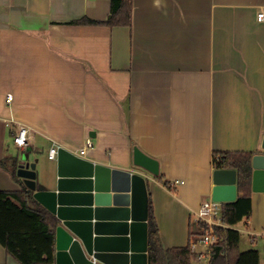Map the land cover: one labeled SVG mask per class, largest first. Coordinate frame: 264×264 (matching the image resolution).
<instances>
[{
	"label": "crops",
	"instance_id": "0c3cea01",
	"mask_svg": "<svg viewBox=\"0 0 264 264\" xmlns=\"http://www.w3.org/2000/svg\"><path fill=\"white\" fill-rule=\"evenodd\" d=\"M132 1L131 25L110 26L70 21L109 20L111 0H0V160L18 162L9 140L28 126V145L17 147L38 160V188L53 190L54 143L77 153L91 140L85 158L123 169L137 144L160 160L159 176L135 170L147 178L163 245L183 247L212 199L214 154L261 150L264 0ZM13 168L0 165V190L24 183ZM94 189L69 187L84 192L69 206L81 219L122 222ZM251 200L244 233L264 264V192L252 190ZM0 264L21 263L0 244Z\"/></svg>",
	"mask_w": 264,
	"mask_h": 264
},
{
	"label": "water",
	"instance_id": "95a60500",
	"mask_svg": "<svg viewBox=\"0 0 264 264\" xmlns=\"http://www.w3.org/2000/svg\"><path fill=\"white\" fill-rule=\"evenodd\" d=\"M37 161H31L29 153L24 152L18 159L17 175L35 191V198L57 217L56 264H149V188L146 176L135 169L159 176L158 158L135 144L133 169H123L89 160L60 146L56 160L57 183L53 190L38 188ZM252 168V190L264 192V137L261 150L252 157ZM237 181L236 169L215 168L212 199L235 201ZM77 185L94 187L96 202L108 201V211L122 216V222L79 218L82 209L68 204L71 199L84 195V192L69 190ZM104 211L99 207L95 209L97 215ZM110 229L119 230L120 234L104 232Z\"/></svg>",
	"mask_w": 264,
	"mask_h": 264
},
{
	"label": "trees",
	"instance_id": "16d2710c",
	"mask_svg": "<svg viewBox=\"0 0 264 264\" xmlns=\"http://www.w3.org/2000/svg\"><path fill=\"white\" fill-rule=\"evenodd\" d=\"M109 20L98 21L88 17L70 21L74 24L131 25L132 0H111ZM216 168H233L238 172V198L224 202L222 220L226 226H215L218 241L211 246L209 264H259L257 248H240L241 231L236 225L252 212V157L254 152L226 151L215 153ZM12 161V173L17 175V159L10 155L0 160L2 167ZM161 181L168 187L171 183ZM19 190H0V244L21 264H55V243L57 217L43 206L34 196V190L21 182ZM150 197V192H149ZM204 224L191 222L190 237L201 233ZM149 264H194L196 252L190 243L183 247L166 248L163 245L154 205L150 197L148 221Z\"/></svg>",
	"mask_w": 264,
	"mask_h": 264
},
{
	"label": "built area",
	"instance_id": "2783aa9c",
	"mask_svg": "<svg viewBox=\"0 0 264 264\" xmlns=\"http://www.w3.org/2000/svg\"><path fill=\"white\" fill-rule=\"evenodd\" d=\"M259 21H264V10H261L257 14ZM8 102H11L12 96L7 97ZM14 143L20 147L25 148L29 143L30 129L28 126L21 124L18 131L14 134ZM87 146L80 149L77 154L85 156L89 147L93 146L92 141H87ZM60 144L54 143L48 151V157L50 160H57L58 150ZM179 182V181H177ZM224 202L216 201L213 199L207 200L201 204V207L196 213L194 218L195 223L204 224L201 228V233L196 234L191 238L190 246L192 251L196 252V260H205L209 264L211 259V246L218 241V235L215 232V226H226L222 220V205ZM203 249L200 250L199 248Z\"/></svg>",
	"mask_w": 264,
	"mask_h": 264
},
{
	"label": "rangeland",
	"instance_id": "374dc122",
	"mask_svg": "<svg viewBox=\"0 0 264 264\" xmlns=\"http://www.w3.org/2000/svg\"><path fill=\"white\" fill-rule=\"evenodd\" d=\"M10 141V148H11V151L13 152V153H16V154H18V156H21L24 152H21L20 150H19V148L17 147V145L13 142V140H9ZM92 147L91 148H93V147H95V143L94 142H92ZM21 152V153H20ZM246 223H245V220H242L241 222H239L238 224H237V229H239L240 231H241V240H240V248L242 249V250H246V249H249V248H252V247H254V248H257L258 250L259 249H261L260 247H258V246H256L257 244H255V245H253V244H251V242H250V239H249V236L246 234V233H244V231H245V229H246ZM261 253H262V251H261Z\"/></svg>",
	"mask_w": 264,
	"mask_h": 264
}]
</instances>
